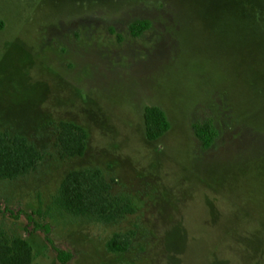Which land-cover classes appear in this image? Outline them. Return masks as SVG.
I'll return each instance as SVG.
<instances>
[{
  "label": "rangeland",
  "instance_id": "1",
  "mask_svg": "<svg viewBox=\"0 0 264 264\" xmlns=\"http://www.w3.org/2000/svg\"><path fill=\"white\" fill-rule=\"evenodd\" d=\"M148 106L170 123L155 141ZM61 121L87 131L82 156L62 153ZM197 123L216 132L208 148ZM0 129L43 156L0 180L1 208L36 212L0 213L33 264H60L53 245L69 264H264V0H0ZM89 168L134 212L62 209L63 177Z\"/></svg>",
  "mask_w": 264,
  "mask_h": 264
},
{
  "label": "trees",
  "instance_id": "2",
  "mask_svg": "<svg viewBox=\"0 0 264 264\" xmlns=\"http://www.w3.org/2000/svg\"><path fill=\"white\" fill-rule=\"evenodd\" d=\"M149 28L146 20L130 24L132 37L140 36ZM170 128L164 111L157 106H148L143 110V130L146 140L155 141L162 137ZM197 137L204 148L213 143L216 132L210 123H197L194 126ZM87 131L81 125L61 121L57 141L62 153L70 158L80 157L86 149ZM41 152L24 136L9 135L0 129V180L17 178L33 171L42 160ZM59 206L65 211L80 216H94L105 221L116 220L125 214L134 212L127 203L114 198L110 193V184L99 169H78L67 173L61 183L58 198ZM0 213L18 218L21 214L28 222L33 221L36 212L24 213L14 211L10 207H0ZM37 228L45 232L47 242L53 245L49 236L50 226L37 224ZM129 244V238L114 235L109 240L111 248L123 251ZM54 247L56 258L60 264H69L72 254ZM0 264H33L32 247L26 239L8 238L0 234Z\"/></svg>",
  "mask_w": 264,
  "mask_h": 264
}]
</instances>
